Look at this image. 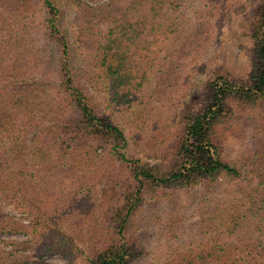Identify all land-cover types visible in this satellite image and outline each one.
<instances>
[{"label":"trees","instance_id":"1","mask_svg":"<svg viewBox=\"0 0 264 264\" xmlns=\"http://www.w3.org/2000/svg\"><path fill=\"white\" fill-rule=\"evenodd\" d=\"M216 1L231 17L247 3ZM182 3L0 0V204L21 214L0 205V237L24 238L0 239V264L53 252L73 264H264V142L246 158L225 154L239 117L264 128V0L249 24L248 72L216 73L172 100L191 91L168 85L159 65ZM166 98L162 121L154 109ZM201 186L221 189L202 241L142 261L141 204Z\"/></svg>","mask_w":264,"mask_h":264},{"label":"rangeland","instance_id":"2","mask_svg":"<svg viewBox=\"0 0 264 264\" xmlns=\"http://www.w3.org/2000/svg\"><path fill=\"white\" fill-rule=\"evenodd\" d=\"M81 1L93 5L96 0ZM245 1L241 0V3ZM257 1L247 0L246 4L238 5L245 7V10H239L237 15L231 17L222 8L219 9L216 0H183L180 4L183 8L178 36L173 35L175 41L165 43L166 50L162 53L163 59L159 65L172 71V74L166 75L168 85L171 82L178 83L176 89H181V84L186 82L185 84L190 83V90L193 91L191 93L189 90V94L187 89L178 90L172 100H178L181 96L189 100V97L196 96L216 73L226 71L241 77L248 72L251 56L248 31L250 20L257 13ZM64 12L68 18L72 9L66 7ZM75 60L77 66H81V55H77ZM149 92L150 87L147 90L148 97ZM161 102L154 110L156 116L163 121L170 99L166 98V101ZM263 129L254 123L251 115L239 117L228 136L225 154L228 157H248L258 141L264 142ZM143 136L147 138L149 133L146 132ZM127 154L140 158V147L130 142ZM220 190L215 191V187L207 186L189 190H166L153 200H145L135 215L137 233L134 235L139 242L138 246L145 249L142 261H149L155 255L164 254L168 248L179 244L201 242L204 237L200 231L202 218L212 215L221 195ZM0 205L3 213L21 218V214L13 207L4 203ZM169 223L173 224L174 234L166 235L164 231ZM2 237L0 239L12 241L24 239L20 235ZM32 261H37L38 264H73L60 252L49 253L41 260L32 258Z\"/></svg>","mask_w":264,"mask_h":264}]
</instances>
